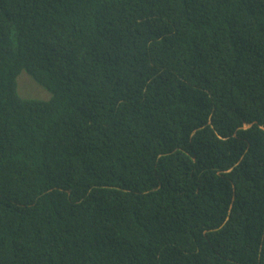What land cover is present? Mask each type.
Returning <instances> with one entry per match:
<instances>
[{
  "label": "trees",
  "instance_id": "16d2710c",
  "mask_svg": "<svg viewBox=\"0 0 264 264\" xmlns=\"http://www.w3.org/2000/svg\"><path fill=\"white\" fill-rule=\"evenodd\" d=\"M0 264H264V0H0Z\"/></svg>",
  "mask_w": 264,
  "mask_h": 264
},
{
  "label": "rangeland",
  "instance_id": "374dc122",
  "mask_svg": "<svg viewBox=\"0 0 264 264\" xmlns=\"http://www.w3.org/2000/svg\"><path fill=\"white\" fill-rule=\"evenodd\" d=\"M19 95L24 99H49V94L37 86L26 74H21L17 79Z\"/></svg>",
  "mask_w": 264,
  "mask_h": 264
}]
</instances>
